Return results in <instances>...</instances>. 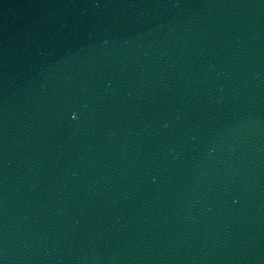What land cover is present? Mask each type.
<instances>
[{
  "label": "water",
  "instance_id": "water-1",
  "mask_svg": "<svg viewBox=\"0 0 264 264\" xmlns=\"http://www.w3.org/2000/svg\"><path fill=\"white\" fill-rule=\"evenodd\" d=\"M43 264H264V0H214Z\"/></svg>",
  "mask_w": 264,
  "mask_h": 264
}]
</instances>
